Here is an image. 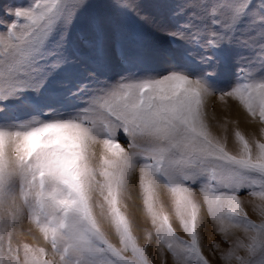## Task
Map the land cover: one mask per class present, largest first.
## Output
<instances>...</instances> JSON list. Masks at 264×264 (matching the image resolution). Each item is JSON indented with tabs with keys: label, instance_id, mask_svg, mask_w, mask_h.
I'll use <instances>...</instances> for the list:
<instances>
[{
	"label": "snow or ice",
	"instance_id": "1",
	"mask_svg": "<svg viewBox=\"0 0 264 264\" xmlns=\"http://www.w3.org/2000/svg\"><path fill=\"white\" fill-rule=\"evenodd\" d=\"M139 7L29 0L0 12V264H153V243L160 264H211L202 206L227 245L212 244L221 264H264V0L160 2L155 32ZM154 57L163 70L146 67ZM214 96L236 101L260 138L236 127L229 150L209 123ZM137 174L143 245L127 202ZM25 220L47 247L19 239Z\"/></svg>",
	"mask_w": 264,
	"mask_h": 264
},
{
	"label": "rangeland",
	"instance_id": "2",
	"mask_svg": "<svg viewBox=\"0 0 264 264\" xmlns=\"http://www.w3.org/2000/svg\"><path fill=\"white\" fill-rule=\"evenodd\" d=\"M103 2L108 3V2H110V0H103ZM136 2L140 5L138 11L141 13V15L148 17L147 23L144 24L145 30L151 29L152 31L155 32V31H157L156 26L159 23H161L163 20H165V17L161 14V11L159 9L154 7V5L157 3H160V2H164V3H168V4L175 7V6H179V4L183 3V0H136ZM28 3H29V0H0V12H2V9L5 6H11L12 4H15L17 6H24V5H27ZM107 11H108V14L113 19L118 18L116 10L108 9ZM152 39L157 45L162 46V47H164L170 51L183 50V45H181L179 43L171 42L165 37L157 35V36H153ZM240 52H241V50L234 49L232 54L235 56L237 53H240ZM237 62H239V61H237ZM113 63L114 64L117 63L115 56L113 57ZM146 67L156 69V70H163L166 67V64H165V61L163 60L162 57H154V58L150 59L149 63L146 65ZM193 67H195V66H193ZM235 68H236L235 63L230 65L228 67V69L225 71L223 78L228 79V80H234L235 79V77H234ZM119 71H121V69L119 66H117L116 70L110 72L108 75H109V77H112L115 79V78H117V72H119ZM74 78L83 79V74L78 73ZM213 98H214V100L211 101V103H209V105H208V110L211 112L215 111V109L219 106L221 107V110H227L226 108L231 106V104L232 105L235 104L236 106H239L238 103L232 99H228L227 104H223L219 101L218 96H214ZM35 99H38L41 101L44 100L43 97H39V96L35 97ZM61 104H63L66 107H71V103H65V102L61 101ZM239 108L242 110V112L245 115H247V113L243 110L242 107L239 106ZM17 114L20 115L21 118H25L28 113H27V111H20ZM226 120H228L227 121L228 123L226 125V131L225 132L229 131L230 135L228 136V138L231 137V139H232L231 145L229 144L228 147H229V150L235 151L236 145H235L234 137H233V130H234L233 127L235 125L230 124L233 119L225 118V119H223L224 122L222 121L218 124H220V126L225 125ZM251 124H253V123H251ZM255 125H258L257 129H255V130H257L255 135L258 136L257 138H260V131H259L260 125L258 123H256ZM220 126H217V127H220ZM221 129L222 128L220 127L219 129L214 131V133L218 134V131L223 132V130H225V129H223V130H221ZM121 142L124 143L123 139H121ZM228 143H229V141H228ZM135 181L138 185V174H137V179H135ZM239 195H240L242 201H244V203H245V207L249 213V217L251 219L259 222V216L256 214V212L253 211L252 204L249 203V201H252L253 198L247 194V191H241L239 193ZM166 206H167V202H166ZM202 208L203 209H201V215L205 218V227L201 231L202 249H203L204 255L211 261V264H214L215 261H217L218 264H221V261L219 259V253L217 252L215 255H213V253L211 251L212 244L214 241H216V242H220L222 247H227V245L223 244L222 237L219 234H217V232L215 231V226L213 225L210 217L207 216L206 207L202 206ZM203 210H204L206 216L203 214ZM172 223H173V227L176 229L177 233L181 236H185V233L183 232L182 228L179 225V222L175 219V217H173ZM237 234L242 235V233H240L239 231L237 232ZM185 238H187V237L185 236ZM19 239L22 242H27V243L32 244L31 242L27 241L22 236H20ZM33 245H36V244H33ZM167 259H168V264H171V257L168 256Z\"/></svg>",
	"mask_w": 264,
	"mask_h": 264
},
{
	"label": "bare ground",
	"instance_id": "3",
	"mask_svg": "<svg viewBox=\"0 0 264 264\" xmlns=\"http://www.w3.org/2000/svg\"><path fill=\"white\" fill-rule=\"evenodd\" d=\"M214 98L212 97L209 101V103H211V101H213ZM209 105V104H208ZM227 110H221V107H217L215 109V111L211 112L208 109V113H209V123L212 126V130L213 132L216 131L217 129H219L220 127L222 128L221 130L225 129V127H223V125L220 126V122L223 121V119L225 118H230L233 119L232 122L230 123L231 125H235L233 127V129H235L236 127H239V129L241 131H243L245 133L246 136H248L249 138H251L252 135H255L257 130L258 125H255L254 123L251 124L250 123V117H248L247 115H245L242 110L239 108V106H236L235 104H231V106H229L228 108H226ZM228 121V120H226ZM238 122V123H233V122ZM224 122V121H223ZM220 126V127H217ZM259 134V133H258ZM218 136H228L230 135L229 131L225 132V130H223V132H219L218 131ZM256 137H258L257 135H255ZM231 137L228 138V145H231ZM100 148L99 146H97V152L99 153ZM135 179L133 180V185L130 188V192H129V200L127 201L129 204V215L133 220V225H134V230L136 231L137 236L139 237V242L143 245L145 243V229H149L151 230V225L150 223L145 219L144 215H143V206H142V200L140 197V192H139V186L137 185ZM197 200L202 202V198L197 195ZM167 202L166 198H165V203ZM203 209V208H202ZM203 214L205 215V212L203 210ZM206 216V215H205ZM209 225V224H208ZM213 229V228H212ZM18 231L21 233L20 236H22L23 238H25L27 241L31 242L32 244H36L39 246H43V247H47L45 245V242L42 239V236L33 228V226L27 221L25 220L21 225L18 226ZM110 237L113 240L114 243H116V237L114 236V234L110 233ZM149 256L150 259L153 260L154 264H160V257L159 254L153 245H150L149 247ZM214 264H218L217 261L214 262Z\"/></svg>",
	"mask_w": 264,
	"mask_h": 264
}]
</instances>
